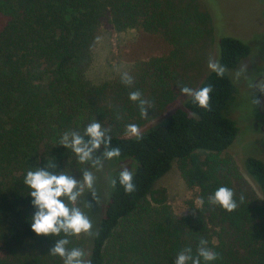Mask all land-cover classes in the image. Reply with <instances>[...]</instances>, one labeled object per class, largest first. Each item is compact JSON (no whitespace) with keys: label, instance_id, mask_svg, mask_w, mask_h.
Returning <instances> with one entry per match:
<instances>
[{"label":"trees","instance_id":"16d2710c","mask_svg":"<svg viewBox=\"0 0 264 264\" xmlns=\"http://www.w3.org/2000/svg\"><path fill=\"white\" fill-rule=\"evenodd\" d=\"M183 13L163 0H0V264H63L50 254L63 233L37 236L31 230L36 209L24 179L28 170L54 160L57 172L81 180L91 162L80 163L59 140L65 131L83 134L95 119L111 129V147L121 150L113 161L120 166L110 174L107 199L88 245L84 234L67 237L69 249H84L91 264H174L184 248L191 247L195 256L205 239L217 259L201 258V264H264V162L252 156L243 162L259 198L230 162L218 158L236 129L222 114L236 92L226 72L218 77L209 70L193 87L212 86L210 110L184 96L180 106L141 131L142 139L125 135L128 124H147L176 97L181 81L170 69L175 55L202 37L198 25L190 24L191 15ZM195 15L206 21L202 13ZM107 25L163 32L173 51L140 63L132 86L121 77L93 84L84 77L85 66L100 27ZM216 47L214 59L226 71L249 52L243 40L233 37L219 38ZM132 91L149 101L147 116L129 99ZM173 160L181 179L196 186L204 201L180 215L163 197L147 202ZM124 168L134 173L136 191L131 194L110 182ZM221 186L236 194L238 207L232 212L208 203Z\"/></svg>","mask_w":264,"mask_h":264},{"label":"rangeland","instance_id":"374dc122","mask_svg":"<svg viewBox=\"0 0 264 264\" xmlns=\"http://www.w3.org/2000/svg\"><path fill=\"white\" fill-rule=\"evenodd\" d=\"M163 1H169L175 11L181 8L183 15L190 14V24L198 25L197 28L200 29L202 37L193 46H189L183 54L175 55V63L170 69H174L176 77L181 81V84L174 89V92L176 90L175 99L168 104L163 113L139 128L141 131L144 130L175 107L180 106L182 99L186 96L180 93V87L193 88L210 70L208 61L210 58H215L219 38L233 37L243 40L249 46V52L234 69L226 71L236 92L233 100L222 112L223 116L235 123V135L231 145L221 152L218 158L230 162L256 196L261 198L257 186L245 173L243 162L247 156L264 162V91H262L264 77H260L264 75V0ZM200 13L206 17V21L196 19L195 14ZM196 21L201 23L198 24ZM205 26L208 31L202 33ZM171 51H173V45L163 32L148 31L141 26L121 29H116L113 25L100 27L96 41L90 50L84 77L93 84H102L121 77L124 71L133 76L139 71L140 63H146L152 58L165 57ZM200 156L203 158L204 154L200 152ZM119 166L120 164L112 159L104 160L99 170L94 167L90 169L96 177L95 200L86 189L78 201V206L93 223L92 234H84L87 245L94 233L102 205L107 199L110 174ZM153 191L157 194L148 197L147 202L151 203L152 198L163 197L165 204L176 215L185 214L191 207L196 208L200 203L198 188L188 186L181 179L177 162L174 160L168 171L155 182ZM87 201L93 204L91 208L87 207Z\"/></svg>","mask_w":264,"mask_h":264},{"label":"clouds","instance_id":"9594fccd","mask_svg":"<svg viewBox=\"0 0 264 264\" xmlns=\"http://www.w3.org/2000/svg\"><path fill=\"white\" fill-rule=\"evenodd\" d=\"M208 68L218 77H223L226 68L212 58L208 61ZM121 82L127 86H132L134 78L127 72L121 73ZM211 85L200 89H193L187 86L180 87V93L192 98L193 103L204 110H210ZM264 91V90H262ZM129 99L138 104L141 116H147L149 101L143 98L140 91H132ZM259 103V102H257ZM111 129L103 124L93 120L84 129L83 134L78 131H65L59 140V144L72 152L78 158L80 163L91 162L92 167L99 170L103 166L104 160H112L121 155L119 148L111 147ZM126 133L137 140L142 139L141 130L136 124H128ZM103 148L101 156H96L97 150ZM57 164L54 160L41 168L30 169L27 171L24 184L28 186L32 205L36 209L31 219V230L37 236H60L63 233L65 238L55 240L54 247L50 250L53 256H59L63 264H91L88 259V253L84 249L74 247L69 249L67 245L70 240L67 237L80 236L82 234L91 235L93 223L90 217L78 206V201L84 195L87 189L95 200L96 193L94 189L96 177L92 171L84 170L83 178L77 180L73 175L65 171L57 172ZM111 185L116 187L117 182L124 188L126 194L136 191L134 183V173L128 168L122 169L118 178L111 179ZM235 193L226 186L219 187L214 195L208 198V203L219 205L227 212H232L238 207ZM240 202H243V195L240 196ZM203 204V199L200 200ZM92 203L87 201V207L91 208ZM208 241L201 239L193 256L191 247L182 249L174 264H201V258L205 262L217 259V254L208 246Z\"/></svg>","mask_w":264,"mask_h":264},{"label":"flooded vegetation","instance_id":"af4514ba","mask_svg":"<svg viewBox=\"0 0 264 264\" xmlns=\"http://www.w3.org/2000/svg\"><path fill=\"white\" fill-rule=\"evenodd\" d=\"M260 77H264V75L260 76ZM253 86H255V82H253Z\"/></svg>","mask_w":264,"mask_h":264}]
</instances>
